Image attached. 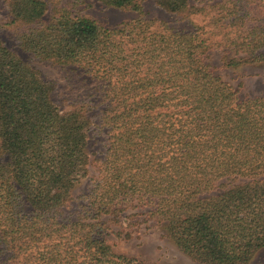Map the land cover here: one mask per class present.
Segmentation results:
<instances>
[{"label":"trees","instance_id":"1","mask_svg":"<svg viewBox=\"0 0 264 264\" xmlns=\"http://www.w3.org/2000/svg\"><path fill=\"white\" fill-rule=\"evenodd\" d=\"M5 1L22 50L80 69L96 91L62 112L0 40V264H146L106 238V216L138 208L194 260L250 264L264 249V97L241 98L207 60L264 65V0H156L208 18L187 31L143 17L145 0H97L140 14L114 28L66 9L45 19L47 0Z\"/></svg>","mask_w":264,"mask_h":264},{"label":"rangeland","instance_id":"2","mask_svg":"<svg viewBox=\"0 0 264 264\" xmlns=\"http://www.w3.org/2000/svg\"><path fill=\"white\" fill-rule=\"evenodd\" d=\"M222 0H191V4L204 7L207 3L215 4ZM224 1V0H223ZM243 2L258 0H240ZM48 8L45 19H50L59 9H66L72 15L90 17L107 27H117L123 23L140 17V14L125 9L109 7L97 0H47ZM143 17L169 24L174 30H192L205 27L208 18L204 14H174L157 4L156 0L143 2ZM12 17L5 0H0V40L23 60L27 61L53 87V100L62 112L73 109L82 99L95 94V83L80 69L74 66H61L52 62L42 61L32 54L22 50L17 40V33L9 24ZM207 29V27H206ZM209 29V28H208ZM223 54L213 50L208 63L213 67L216 75L239 90L241 98L264 97V65L241 66L228 68L224 65ZM102 137L93 130L89 133L88 151L92 164L89 166V176L97 175V159L101 157ZM89 178L76 185L72 191L74 198L72 206L66 208V214H74L76 201L87 191ZM143 210L130 209L122 214L120 219L106 216L104 221L108 230V243L120 255L138 259L146 264H206L194 260L182 251L168 236L161 226H152L144 221ZM76 214V213H75ZM250 264H264V249L256 254Z\"/></svg>","mask_w":264,"mask_h":264}]
</instances>
